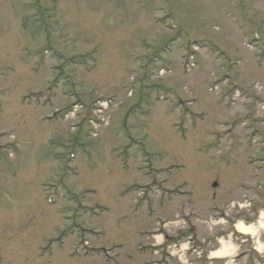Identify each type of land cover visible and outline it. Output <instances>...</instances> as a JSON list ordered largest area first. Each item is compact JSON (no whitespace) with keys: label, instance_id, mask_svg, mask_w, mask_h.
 I'll return each instance as SVG.
<instances>
[{"label":"rangeland","instance_id":"obj_1","mask_svg":"<svg viewBox=\"0 0 264 264\" xmlns=\"http://www.w3.org/2000/svg\"><path fill=\"white\" fill-rule=\"evenodd\" d=\"M169 254L264 262V0H0V264Z\"/></svg>","mask_w":264,"mask_h":264},{"label":"bare ground","instance_id":"obj_2","mask_svg":"<svg viewBox=\"0 0 264 264\" xmlns=\"http://www.w3.org/2000/svg\"><path fill=\"white\" fill-rule=\"evenodd\" d=\"M237 229H238V231H239L240 233L248 234V230H249V228H246V227L243 226V225H239V226L237 227ZM224 252H225V251H224ZM224 252H222V251L216 252L215 256H216V257H221L222 254H224Z\"/></svg>","mask_w":264,"mask_h":264}]
</instances>
